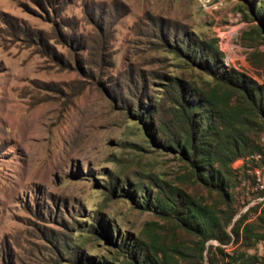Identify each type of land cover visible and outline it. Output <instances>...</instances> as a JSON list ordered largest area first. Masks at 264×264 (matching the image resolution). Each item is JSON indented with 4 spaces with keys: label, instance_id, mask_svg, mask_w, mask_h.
I'll return each mask as SVG.
<instances>
[{
    "label": "rangeland",
    "instance_id": "1",
    "mask_svg": "<svg viewBox=\"0 0 264 264\" xmlns=\"http://www.w3.org/2000/svg\"><path fill=\"white\" fill-rule=\"evenodd\" d=\"M249 8L242 0H0V264H125L120 245L147 243L148 224L163 240L172 237L174 225L156 212L160 188L182 189L217 210L224 224L233 214L227 232L248 209L264 206L249 168L234 163L222 195L155 144L140 114L112 93L127 99L140 82L147 100L159 103L165 77L204 90L214 84L155 44L150 17L185 26L218 51L219 32L235 26L229 69L264 85V42L253 41ZM58 30L86 48L66 46ZM252 135L264 155V131ZM175 229L180 252L169 264L222 259L206 249L200 260L197 238ZM233 241L206 246L264 255V241L249 249Z\"/></svg>",
    "mask_w": 264,
    "mask_h": 264
},
{
    "label": "trees",
    "instance_id": "2",
    "mask_svg": "<svg viewBox=\"0 0 264 264\" xmlns=\"http://www.w3.org/2000/svg\"><path fill=\"white\" fill-rule=\"evenodd\" d=\"M242 1L250 7L251 22L255 23L253 41L264 42V0ZM150 21L156 27L153 36L159 48L176 54L207 73L214 84L204 90L183 79L165 77L167 83L159 103L147 100V96L140 92V82H134L129 98L125 99L117 90L112 92L113 96L121 99L130 113L138 112L153 142L177 153L202 184L228 196L226 190L229 177L234 172L233 164L242 160V166L249 168L254 186L253 169L264 163V155L253 145L252 135L264 131V85L236 70L227 69L222 54L185 26L160 18L150 17ZM58 34L66 46L73 49L85 47L84 41L68 40L61 30ZM38 39L50 48L40 34ZM249 46L251 48L253 44ZM53 53L57 55L54 49ZM252 154H261L263 158L260 162L246 160ZM160 191L163 195L157 202L156 212L174 225L172 230L169 229L172 237L163 240L153 228L154 224H148L145 230L147 243L136 239L131 244L120 245V249L127 254L125 264H169L172 260L170 254L180 252L174 244L175 228L197 238L193 250L200 260L206 249L220 253L222 259L212 257L208 260L209 264H264V255L261 258L246 253L235 256L237 248L226 255L219 247L206 246L214 240L220 245H228L234 240V246L249 249L264 241V206L256 205L248 209L227 232L225 226L231 222L233 214L224 224L217 210L193 199L182 189L172 187L166 193L160 188ZM257 194L258 198L263 197L264 191ZM251 212L257 214L254 220L248 219ZM62 250L70 249L64 243ZM74 260L77 263L78 260Z\"/></svg>",
    "mask_w": 264,
    "mask_h": 264
},
{
    "label": "built area",
    "instance_id": "3",
    "mask_svg": "<svg viewBox=\"0 0 264 264\" xmlns=\"http://www.w3.org/2000/svg\"><path fill=\"white\" fill-rule=\"evenodd\" d=\"M209 1H206V5H203L204 8H207V3ZM235 26L228 27V29L224 32H219V34H222V38L218 34L217 37L219 38L218 47L219 51L223 55V64L224 66L229 69L231 64L234 62L235 57V51L234 49L238 48V46L233 42V36L236 33ZM249 76V75H248ZM261 154H252L246 158L248 161H254V162H260L262 160ZM240 162L242 164V160H237L235 163ZM253 180H254V190L257 192H263L264 191V163L261 164V166H256L253 169ZM259 201H264V196L260 197L258 199Z\"/></svg>",
    "mask_w": 264,
    "mask_h": 264
}]
</instances>
